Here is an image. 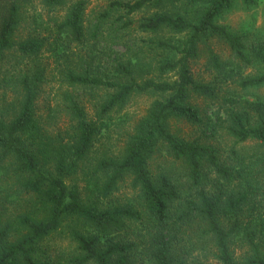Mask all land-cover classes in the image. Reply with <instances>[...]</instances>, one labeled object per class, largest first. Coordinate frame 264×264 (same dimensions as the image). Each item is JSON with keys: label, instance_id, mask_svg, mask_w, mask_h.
Masks as SVG:
<instances>
[{"label": "trees", "instance_id": "trees-1", "mask_svg": "<svg viewBox=\"0 0 264 264\" xmlns=\"http://www.w3.org/2000/svg\"><path fill=\"white\" fill-rule=\"evenodd\" d=\"M104 1L99 20L106 28L99 35L107 33L117 52L103 66L98 61L82 69L84 58H72V48L87 43L89 0L69 7L53 37L16 42L15 3L0 19V62L14 51L30 61L15 80L18 98L4 110L12 116L0 114V194L8 204L21 205L11 217L0 215V264H50L41 244L68 220L83 226L70 234L71 264H130L137 256L146 264H205L208 257L216 264H264L263 105L248 102L246 110L227 114L225 132L237 144H254L250 153L232 151L222 159L212 146L183 140L170 129L172 121L203 125L192 99L218 95L214 83L195 79L191 71L200 48L206 46L208 63L226 79L251 64L241 37L217 23L234 0ZM65 2L41 0L50 9ZM212 40L225 44L237 63L220 62L207 46ZM45 52L62 61L59 73L68 87L101 93L93 116L79 99L66 96L71 124L54 135L35 114L46 79L40 61ZM238 86L264 88V72L240 78ZM139 94L163 99L151 104L120 157L103 156L86 168L106 116ZM159 147L183 164L185 197L167 178L151 174L149 160ZM78 171L85 177L84 195L72 181ZM127 179L137 191L138 208L114 197Z\"/></svg>", "mask_w": 264, "mask_h": 264}, {"label": "rangeland", "instance_id": "rangeland-1", "mask_svg": "<svg viewBox=\"0 0 264 264\" xmlns=\"http://www.w3.org/2000/svg\"><path fill=\"white\" fill-rule=\"evenodd\" d=\"M77 0H66L63 6L50 9L44 7L41 0H0V19L5 16L7 9L14 3L19 6L20 23L16 31V42L25 40L28 36L53 37L57 26L65 19L69 7ZM181 9L183 6L177 4ZM104 0H89L84 13V25L87 33V43L83 47L72 48L75 53L72 56L74 62L80 57L82 69L97 65L98 61L109 64L110 58L115 56L117 47L106 36L99 35L106 28V23L101 25L99 15L106 8ZM181 6V7H180ZM139 16H136L137 19ZM219 25L241 37L247 49V55L251 64L241 69L238 74L226 79L212 69L208 63L206 46L200 48L199 58L191 64V71L195 79L205 83H214L219 88L215 100L203 98L192 99L193 104L199 108L203 118V125L191 126L184 122L172 121L171 131L186 141L198 140L203 144L212 146L222 159L231 155L232 151L250 153L254 144H237L227 135V114L237 108L247 109L248 102L257 101L264 109V88L242 90L239 88L240 78L253 77L264 72V0H234L231 9L217 19ZM94 33L95 39L92 38ZM208 47L212 49L222 63H237L225 44L218 40H212ZM73 47V46H72ZM4 60L0 62V114L12 116V111H4L7 105L18 98L15 80L20 70L29 65V60L19 57L17 52H8ZM92 56V60L88 59ZM46 68V79L41 85L35 102V114L44 129L50 134L62 133L69 130L71 120L65 111L66 96L71 95L81 101L89 116L95 113V107L101 99V93L96 90L72 89L61 80L59 73L62 61L55 62L49 53H44L40 59ZM226 80V81H224ZM154 94H139L131 96L127 102L110 112L105 120L106 128L101 131L95 140L92 152L87 160L86 168L91 169L95 160L106 157H120L123 154L126 143L133 135L135 127L143 119L152 103L162 100ZM238 105V106H236ZM149 169L155 178H167L174 184L180 196L185 197L188 188L184 183L185 171L181 162L173 160L163 147H159L149 160ZM85 177L81 171L73 178V183L84 195ZM192 192V191H191ZM114 197L122 205L131 204L138 208V194L130 187V179L118 186ZM130 205V206H131ZM21 207V205L17 206ZM4 200V194H0V215L6 219L17 210ZM5 208V209H3ZM4 210H7L5 212ZM82 229L81 223L76 220L65 221L63 226L54 234L46 238L41 248L49 256L50 264H71L75 256V245L71 239L73 229ZM142 256L132 257L130 264H146V258ZM205 264H216L208 257Z\"/></svg>", "mask_w": 264, "mask_h": 264}]
</instances>
